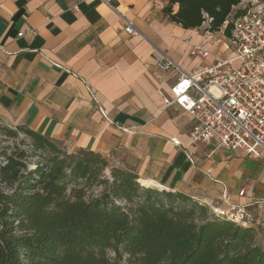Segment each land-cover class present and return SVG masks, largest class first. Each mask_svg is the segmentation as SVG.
Segmentation results:
<instances>
[{
	"label": "crops",
	"instance_id": "1",
	"mask_svg": "<svg viewBox=\"0 0 264 264\" xmlns=\"http://www.w3.org/2000/svg\"><path fill=\"white\" fill-rule=\"evenodd\" d=\"M168 2L0 0V123L25 126L70 153H99L141 183L209 207L264 201L263 161L191 139L197 122L173 101L180 72L160 70L154 56L167 54L191 73L230 58L232 49L207 24L171 23ZM125 19L140 36L124 31ZM195 47L209 57L194 56ZM255 242L264 251V232L255 231Z\"/></svg>",
	"mask_w": 264,
	"mask_h": 264
},
{
	"label": "trees",
	"instance_id": "2",
	"mask_svg": "<svg viewBox=\"0 0 264 264\" xmlns=\"http://www.w3.org/2000/svg\"><path fill=\"white\" fill-rule=\"evenodd\" d=\"M250 2L169 0L163 14L229 40ZM0 136L16 142L0 147V264H264L255 231L207 205L25 126L0 123Z\"/></svg>",
	"mask_w": 264,
	"mask_h": 264
},
{
	"label": "built area",
	"instance_id": "3",
	"mask_svg": "<svg viewBox=\"0 0 264 264\" xmlns=\"http://www.w3.org/2000/svg\"><path fill=\"white\" fill-rule=\"evenodd\" d=\"M124 31L133 37L141 35L127 19ZM23 35L20 33L18 37ZM228 41L232 49L230 58L203 65L191 73L183 72L167 54H155L154 62L164 72H180L172 88L173 101L197 122L190 135L193 143L215 142L227 150H243L251 158L264 162L263 2L251 0L250 8L233 21ZM3 51L0 46V52ZM193 55L203 60L209 57L202 47H195ZM173 101L165 100V104ZM248 185L243 187L240 197L246 195ZM210 208L235 225L264 232L262 200L245 206L231 205L228 210Z\"/></svg>",
	"mask_w": 264,
	"mask_h": 264
},
{
	"label": "rangeland",
	"instance_id": "4",
	"mask_svg": "<svg viewBox=\"0 0 264 264\" xmlns=\"http://www.w3.org/2000/svg\"><path fill=\"white\" fill-rule=\"evenodd\" d=\"M216 37L222 39V36L216 35ZM223 41H226V40L223 39ZM15 143H16V142H15L14 140H9V139H6V138H3V137L0 136V147H14ZM39 161H40L39 158H36V159L32 160V161L30 162V164H29L30 167H31V168L34 167L35 164H36L37 162H39ZM0 162H1V157H0ZM142 184H143V183H142ZM143 185H145V184H143ZM145 186H146V185H145ZM150 187H152V188H157V187H154V186H150ZM158 189H159V188H158ZM100 192H101V188H100V187H97V188H95V189L93 190V193H94L95 195L99 194ZM110 256H111V258H114V254H113L112 252L110 253Z\"/></svg>",
	"mask_w": 264,
	"mask_h": 264
},
{
	"label": "bare ground",
	"instance_id": "5",
	"mask_svg": "<svg viewBox=\"0 0 264 264\" xmlns=\"http://www.w3.org/2000/svg\"><path fill=\"white\" fill-rule=\"evenodd\" d=\"M143 184H145L146 186H154V187H159L157 184L153 183V182H143Z\"/></svg>",
	"mask_w": 264,
	"mask_h": 264
},
{
	"label": "water",
	"instance_id": "6",
	"mask_svg": "<svg viewBox=\"0 0 264 264\" xmlns=\"http://www.w3.org/2000/svg\"><path fill=\"white\" fill-rule=\"evenodd\" d=\"M158 188V187H157ZM159 189H162V188H159Z\"/></svg>",
	"mask_w": 264,
	"mask_h": 264
}]
</instances>
